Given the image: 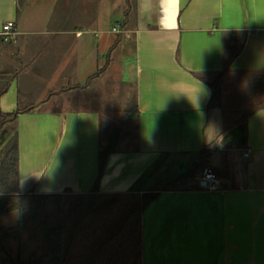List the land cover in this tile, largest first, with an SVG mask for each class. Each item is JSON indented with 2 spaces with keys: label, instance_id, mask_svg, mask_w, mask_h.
I'll list each match as a JSON object with an SVG mask.
<instances>
[{
  "label": "crops",
  "instance_id": "obj_1",
  "mask_svg": "<svg viewBox=\"0 0 264 264\" xmlns=\"http://www.w3.org/2000/svg\"><path fill=\"white\" fill-rule=\"evenodd\" d=\"M8 21L16 35L5 41ZM113 46L106 70L87 85L108 59L100 67L96 51L108 56ZM116 53L133 56V110L116 107L118 84L107 88ZM227 62L233 71L264 70V0H0V88L9 83L0 108L35 105L18 118L21 190L74 199L64 209L95 194V263L105 261L99 247L119 226L105 220L108 210L120 198L126 206L158 192L141 211V264H264V108L247 120L246 145L227 148L211 123L212 89L196 76ZM114 109L132 127L93 191ZM205 164L220 190L198 187ZM193 169L190 181L162 189ZM157 180L165 183L155 187ZM18 213L0 215V227L20 221L21 246L30 223Z\"/></svg>",
  "mask_w": 264,
  "mask_h": 264
},
{
  "label": "trees",
  "instance_id": "obj_2",
  "mask_svg": "<svg viewBox=\"0 0 264 264\" xmlns=\"http://www.w3.org/2000/svg\"><path fill=\"white\" fill-rule=\"evenodd\" d=\"M113 49L114 46L109 50L107 62L89 78L87 85L94 80L95 76L101 75L106 70ZM230 74H234L233 86L244 85V91L249 92L250 97L257 98L256 101L252 100L249 110L244 112L243 117L237 121L228 122L220 132L221 142L227 148H243L247 143L249 116L258 109L264 108V70L233 71L230 68V62H227L220 72L212 74L214 75L213 81L207 79L208 74L196 73V76L212 89L208 109L221 106L222 85ZM8 87L9 83H6L0 88V97ZM34 108L33 104L19 107L13 112H4L0 108V215L17 211L27 216L37 227L44 230L46 249L31 263L25 262L21 257H14L7 242L11 238L21 237V223L16 221L0 236V254H4L5 262L11 264H71V249L73 245L78 244V250L88 253L85 264H95V227L93 226L95 224V194L81 195L80 198H86V201L77 202L68 209H64L63 194H35L33 191L23 192L21 190L18 118L19 115L31 112ZM120 134V129H116L109 137L107 148L99 153V175L93 191L97 188L108 156L116 148ZM201 156L204 158V151ZM194 174L195 170H190L165 184L162 189L168 190L181 186L190 181ZM157 197L158 192L144 193L140 203L126 205L120 211L121 216L117 223L119 226L107 232L109 234L103 238L98 250V252H103L105 260L103 264H141V211ZM74 207L80 208L76 211ZM88 215H93V224L84 223ZM85 226L91 230V233L87 235L86 241H82V228ZM119 234L121 238L118 245L109 246V241ZM79 255L82 257V254Z\"/></svg>",
  "mask_w": 264,
  "mask_h": 264
},
{
  "label": "rangeland",
  "instance_id": "obj_3",
  "mask_svg": "<svg viewBox=\"0 0 264 264\" xmlns=\"http://www.w3.org/2000/svg\"><path fill=\"white\" fill-rule=\"evenodd\" d=\"M108 27H111L109 25ZM96 56L98 58L99 66L101 67L107 58V52L105 51H96ZM99 56V57H98ZM114 62L111 64L110 69L108 73L106 74V84L107 88L110 89L114 84H118L117 87H114V94L117 96H121L123 99L122 103H116V107L122 109L125 108V110H133L134 108V71H135V63L133 60V56H127L126 58H119L117 53L113 56ZM234 74L228 75V77L225 78V83L222 85V92H221V106L220 107H214L212 108V112H210V116L212 117L211 123L214 126L215 130L221 132L223 128L226 126L228 122L231 121H237L239 118L243 117L244 112L249 110V105L252 102L253 99L255 101L257 98L250 97V93L244 91L245 87L244 85L240 86H233V80ZM208 80L213 81L214 75H209L207 77ZM229 79V80H228ZM129 86V87H127ZM124 91L125 93L121 94L120 92ZM111 93V90L108 91ZM106 93H103L102 97H105ZM124 96V98L122 97ZM126 101V102H124ZM76 104V102H75ZM26 105V104H25ZM29 105V104H28ZM89 105V104H87ZM27 106V105H26ZM216 108V109H215ZM120 111V110H118ZM114 109V111H111L108 113V116L105 117V129H104V138L107 136H110L116 129H120V137L122 138L123 133L125 134L128 129L131 128L132 123L130 121H126L124 117H120V112ZM131 139V138H130ZM128 139V140H130ZM131 141V140H130ZM128 145H130L128 143ZM226 147V145H225ZM203 167H209L213 171H215L211 166L205 164ZM200 168L201 170L203 169ZM216 172V171H215ZM165 182L163 180H157L155 187H160V185H163ZM74 199H64V206H67L68 203L70 204ZM129 200V199H128ZM128 200L124 198H120L116 202V208H112L108 210L106 221L113 222L115 220H118L121 216L120 211H122L125 207L126 202ZM21 214V213H18ZM23 223L26 224L27 220L30 223V227H27L25 225V231H24V241L28 245V251L26 250L25 246L22 245L19 246L17 244V241L19 239L11 238L7 242V244L10 246L11 254L14 257L20 256L25 262L31 263L37 256L42 254L46 249V242L44 239V234L41 232V230H38L36 228V225L25 215H23ZM95 219V217H94ZM17 220V219H16ZM84 223L93 224V215H88L85 218ZM15 221V220H14ZM13 221V222H14ZM33 224V226L31 225ZM12 225V224H11ZM35 226V227H34ZM95 227V224H93ZM82 241H86L87 235L91 233V230L85 226V228H82ZM4 230L0 227V236H2ZM44 232V231H43ZM91 238V236H90ZM80 239V238H79ZM21 244V243H20ZM73 253L77 254V263L75 264H85V259L88 256L87 252H82L81 250H78V244L73 248ZM79 254H82V257H80ZM6 256L4 254H0V264H11L10 262H5ZM104 262V261H103ZM102 262V264H103ZM99 264V263H95Z\"/></svg>",
  "mask_w": 264,
  "mask_h": 264
},
{
  "label": "built area",
  "instance_id": "obj_4",
  "mask_svg": "<svg viewBox=\"0 0 264 264\" xmlns=\"http://www.w3.org/2000/svg\"><path fill=\"white\" fill-rule=\"evenodd\" d=\"M112 31L117 34L122 32L119 26L113 27ZM1 35L5 41H9L16 35L12 21H8L3 25ZM245 156H248V153H245ZM197 185L202 190L217 191L221 189V179L211 168L203 167L197 176Z\"/></svg>",
  "mask_w": 264,
  "mask_h": 264
}]
</instances>
